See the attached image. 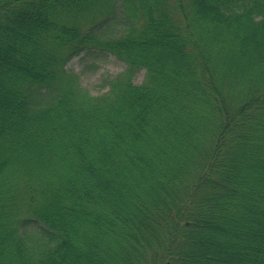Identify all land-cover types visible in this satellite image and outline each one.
<instances>
[{"label": "trees", "instance_id": "obj_1", "mask_svg": "<svg viewBox=\"0 0 264 264\" xmlns=\"http://www.w3.org/2000/svg\"><path fill=\"white\" fill-rule=\"evenodd\" d=\"M168 262L264 264V0H0V264Z\"/></svg>", "mask_w": 264, "mask_h": 264}, {"label": "rangeland", "instance_id": "obj_2", "mask_svg": "<svg viewBox=\"0 0 264 264\" xmlns=\"http://www.w3.org/2000/svg\"><path fill=\"white\" fill-rule=\"evenodd\" d=\"M123 27L122 22L116 25L104 24L98 28V32L112 36L118 33ZM102 34V36H104ZM124 63L114 54L101 49L91 52L82 51L73 56L65 65L67 70L73 71L79 76L81 84L93 94H99L108 89L107 78L114 76L124 69ZM144 70L137 73L135 81L140 83L144 79ZM36 233V228L31 229Z\"/></svg>", "mask_w": 264, "mask_h": 264}]
</instances>
